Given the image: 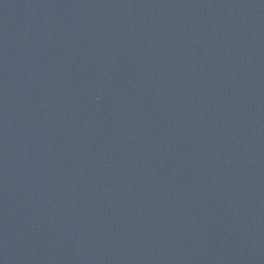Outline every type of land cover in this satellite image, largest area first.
<instances>
[{"label":"water","instance_id":"1","mask_svg":"<svg viewBox=\"0 0 264 264\" xmlns=\"http://www.w3.org/2000/svg\"><path fill=\"white\" fill-rule=\"evenodd\" d=\"M0 264H264V0H0Z\"/></svg>","mask_w":264,"mask_h":264}]
</instances>
